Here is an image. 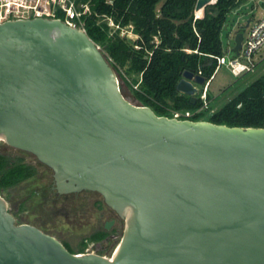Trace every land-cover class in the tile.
<instances>
[{
  "label": "water",
  "instance_id": "1",
  "mask_svg": "<svg viewBox=\"0 0 264 264\" xmlns=\"http://www.w3.org/2000/svg\"><path fill=\"white\" fill-rule=\"evenodd\" d=\"M216 1L198 0L197 18ZM205 82L186 71L177 91L195 106ZM5 146L52 170L59 195H101L122 236L104 256L71 253L20 224L0 195V264H264V128L181 121L131 103L81 27L0 24Z\"/></svg>",
  "mask_w": 264,
  "mask_h": 264
},
{
  "label": "trees",
  "instance_id": "2",
  "mask_svg": "<svg viewBox=\"0 0 264 264\" xmlns=\"http://www.w3.org/2000/svg\"><path fill=\"white\" fill-rule=\"evenodd\" d=\"M198 0H74L80 17L71 20L83 28L102 49L114 70L140 76L136 81V98L142 106L150 107L158 116L173 118L177 111L196 110L190 97L177 91V84L186 71L210 80L218 67L217 57L223 55L222 31L227 16L244 0H217L196 18ZM86 8L88 10L86 11ZM57 19L69 20L59 9ZM112 21L113 26L110 25ZM132 29L135 41L121 36ZM211 100V96H208ZM204 112L194 116L199 121ZM209 122L242 128H264V75L256 79L217 113ZM36 167L23 158L12 160L0 154V190H6L32 179ZM108 237L98 232L92 237L99 242ZM71 253L74 252L67 248Z\"/></svg>",
  "mask_w": 264,
  "mask_h": 264
},
{
  "label": "rangeland",
  "instance_id": "3",
  "mask_svg": "<svg viewBox=\"0 0 264 264\" xmlns=\"http://www.w3.org/2000/svg\"><path fill=\"white\" fill-rule=\"evenodd\" d=\"M244 1L238 9L227 16L223 27V52L229 60L236 58L233 52H229L234 47L236 35L240 32L247 35V30L242 28L249 21L255 22L260 19L264 12V0ZM203 13H200L201 16ZM109 23L113 26L112 21ZM70 24L76 26L72 22ZM121 36H126L132 41L137 39L130 28L121 31ZM259 57L261 61L255 71L241 77H235L226 66L218 69L209 89L211 96L209 107L204 110V117L199 121L209 122V118L227 102L264 75V48L260 51ZM115 73L125 98L135 105L142 106L134 92L139 88L136 81L139 80L140 83V76L127 75L125 72L120 75L116 71ZM0 154L9 156L12 160L23 158L26 164L33 165L37 169L32 179L18 186L0 190V195L8 202L10 212L20 224H30L40 228L77 253L94 252L104 256L113 242L121 238L122 223L116 215L107 210V206L103 205L101 195L84 191L69 196H58L51 189L53 186L52 170L42 165L36 157L6 146L0 147ZM113 220L116 223L107 229L106 224ZM98 232H108L109 238L93 242L92 237Z\"/></svg>",
  "mask_w": 264,
  "mask_h": 264
},
{
  "label": "built area",
  "instance_id": "4",
  "mask_svg": "<svg viewBox=\"0 0 264 264\" xmlns=\"http://www.w3.org/2000/svg\"><path fill=\"white\" fill-rule=\"evenodd\" d=\"M59 9L66 12V15L67 13L69 14L67 15L69 17L68 24L75 17H80V14L75 10L74 0H0V24L34 18L57 19ZM247 25L248 27H246ZM247 25L242 28L247 30V35L243 34L241 49L238 53L233 52L236 58L229 60L224 53L222 56L217 57L218 67L214 76L210 80L206 79L205 84L200 86L198 98L203 103V106L196 110L174 112V119L192 121L191 119L194 116L204 112L209 107L210 85L218 69L222 66H226L235 77H241L255 71L261 61L259 53L264 48V12L260 19L255 22L249 21ZM234 47L229 52H232ZM198 75L203 76L201 71Z\"/></svg>",
  "mask_w": 264,
  "mask_h": 264
},
{
  "label": "flooded vegetation",
  "instance_id": "5",
  "mask_svg": "<svg viewBox=\"0 0 264 264\" xmlns=\"http://www.w3.org/2000/svg\"><path fill=\"white\" fill-rule=\"evenodd\" d=\"M54 187H55V185H54V181H53V186H52V188H51V189H52V190H53L55 193H57V195H58V196H68V195H72V194H67V195H59V194H58V192H57V191L54 189ZM73 194H74V193H73ZM111 210H112V209H111ZM115 213H116V212H115ZM115 223H116V221H115V220H113L112 222H110V223H107L105 227H106L107 229H110L109 227H110L112 224L114 225ZM107 233H108V232H107ZM107 238H109V236H108Z\"/></svg>",
  "mask_w": 264,
  "mask_h": 264
},
{
  "label": "bare ground",
  "instance_id": "6",
  "mask_svg": "<svg viewBox=\"0 0 264 264\" xmlns=\"http://www.w3.org/2000/svg\"><path fill=\"white\" fill-rule=\"evenodd\" d=\"M20 21V20H19Z\"/></svg>",
  "mask_w": 264,
  "mask_h": 264
}]
</instances>
